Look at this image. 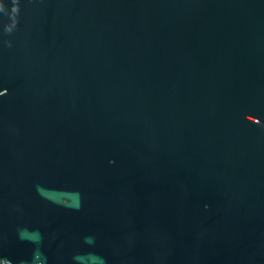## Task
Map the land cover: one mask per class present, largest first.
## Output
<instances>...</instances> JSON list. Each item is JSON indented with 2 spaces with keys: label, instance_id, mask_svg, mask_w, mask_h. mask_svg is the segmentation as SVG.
<instances>
[{
  "label": "water",
  "instance_id": "1",
  "mask_svg": "<svg viewBox=\"0 0 264 264\" xmlns=\"http://www.w3.org/2000/svg\"><path fill=\"white\" fill-rule=\"evenodd\" d=\"M0 264H264V0H0Z\"/></svg>",
  "mask_w": 264,
  "mask_h": 264
}]
</instances>
